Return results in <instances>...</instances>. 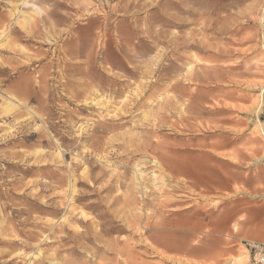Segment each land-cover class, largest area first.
<instances>
[{
  "label": "rangeland",
  "instance_id": "obj_1",
  "mask_svg": "<svg viewBox=\"0 0 264 264\" xmlns=\"http://www.w3.org/2000/svg\"><path fill=\"white\" fill-rule=\"evenodd\" d=\"M263 2L0 0V264H249L244 242L205 224L220 193L159 158L190 150L202 162L224 139L209 122L219 112L203 108L210 78L228 75L258 106L264 47L241 44ZM244 54L260 78H238ZM258 129L241 135L264 144Z\"/></svg>",
  "mask_w": 264,
  "mask_h": 264
},
{
  "label": "crops",
  "instance_id": "obj_2",
  "mask_svg": "<svg viewBox=\"0 0 264 264\" xmlns=\"http://www.w3.org/2000/svg\"><path fill=\"white\" fill-rule=\"evenodd\" d=\"M208 1V4L216 6L225 4L241 6L250 0ZM262 5L260 11H253V24L251 25L254 33L253 39H248L241 44L243 48L247 47L248 51L257 41L264 47V2ZM249 58L248 54H244L236 59L237 76L244 81L261 77L260 75L251 77L253 73L245 70L244 63ZM194 82L190 80L187 83L189 109L196 106L194 105L196 101ZM262 89L264 86L259 89L258 106L251 110V108H245L251 102L249 97L251 94L249 95L245 90L244 85L235 84L224 73L214 80L210 78L202 91L203 108L205 114L208 110L219 112V119L212 121L210 117L209 122L220 126L219 131L224 139L222 138L215 144L207 145L206 143L202 162L201 157L197 158L195 151L190 150L180 154L171 150L159 158L167 172L173 177L186 180L195 191L203 190L205 196L210 197L214 195L212 194L214 191L220 193L219 216L213 221L211 210L209 220L205 224L209 223L211 229L226 234L228 239L234 243L249 241L264 244V171H259L252 166L256 162L264 161V155L263 160L261 156L264 144L258 139L249 141L245 135H241L249 132L255 124L258 126L259 123L264 130V91L260 93ZM205 116V122H208L207 115ZM262 137L264 139V136ZM188 140V138L183 139V143ZM201 163L203 172L199 174L197 166ZM192 228L195 229V226H188V229ZM157 237L158 241L161 239L165 242V238L167 240L164 227ZM199 248L202 247L193 248V251Z\"/></svg>",
  "mask_w": 264,
  "mask_h": 264
},
{
  "label": "built area",
  "instance_id": "obj_3",
  "mask_svg": "<svg viewBox=\"0 0 264 264\" xmlns=\"http://www.w3.org/2000/svg\"><path fill=\"white\" fill-rule=\"evenodd\" d=\"M243 245L248 254L249 264H264V244L248 241Z\"/></svg>",
  "mask_w": 264,
  "mask_h": 264
},
{
  "label": "bare ground",
  "instance_id": "obj_4",
  "mask_svg": "<svg viewBox=\"0 0 264 264\" xmlns=\"http://www.w3.org/2000/svg\"><path fill=\"white\" fill-rule=\"evenodd\" d=\"M25 2V1H24ZM3 36V35H2ZM12 99V98H11ZM10 103V102H9ZM104 116V115H103ZM259 130H260V132H261V134L264 136V131L262 130V128H261V124L259 123ZM142 148H143V146H142ZM68 165V164H67ZM155 166H156V164H155ZM73 177V176H72ZM73 180V179H72ZM73 182V181H72ZM137 183V182H136ZM140 183H141V181H140ZM73 184V183H72ZM74 190V189H73ZM140 190V189H139ZM144 190H145V188H144ZM142 192V191H141ZM76 193V192H75ZM74 194V193H73ZM65 197V196H64ZM132 197V196H131ZM131 200H132V198H131ZM130 200V201H131ZM142 202H143V199H142ZM68 206H70V205H68ZM141 207V206H140ZM139 207V208H140ZM137 214H139V213H137ZM137 214L135 215L134 214V217H136L137 216ZM79 215H81V214H79ZM73 217V216H72ZM138 218H140L141 219V217H138ZM137 219V218H136ZM133 220H135V219H133ZM132 223V222H131ZM62 224V223H61ZM68 224V223H67ZM76 230V229H75ZM81 232V231H80ZM78 234V233H77ZM44 237V236H43ZM114 247V246H113ZM124 247H126V246H124ZM121 248H122V246H121ZM129 248V247H128ZM117 249V248H116ZM123 249V248H122ZM126 249H127V247H126ZM119 250V249H118ZM129 250V249H128ZM122 251V250H121ZM128 252V251H127ZM121 254V253H120ZM38 255V254H37ZM40 255V254H39ZM38 255V256H39ZM55 257V256H54ZM125 257H127V256H125ZM48 258V257H47ZM120 258V257H119ZM127 259H128V257H127ZM127 259H126V261H127ZM241 259H243L241 262L243 263L244 262V264L246 263V260H247V255L245 254L242 258H240L239 259V261L241 260ZM41 261V260H40ZM55 261V260H54ZM39 262V261H38ZM131 262V261H130ZM42 263V262H41ZM54 263V262H53ZM140 263V262H139ZM241 263V264H242ZM142 264V263H141Z\"/></svg>",
  "mask_w": 264,
  "mask_h": 264
}]
</instances>
